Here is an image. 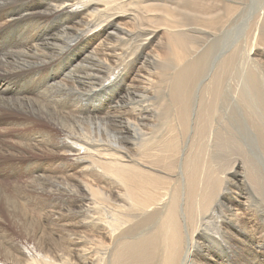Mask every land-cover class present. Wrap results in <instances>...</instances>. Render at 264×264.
Instances as JSON below:
<instances>
[{
  "label": "bare ground",
  "instance_id": "6f19581e",
  "mask_svg": "<svg viewBox=\"0 0 264 264\" xmlns=\"http://www.w3.org/2000/svg\"><path fill=\"white\" fill-rule=\"evenodd\" d=\"M184 2H197L200 5L195 9V4L189 14L201 15V19L209 23L208 28L185 25L181 32L184 24L175 13L182 12ZM42 3H50L47 7L49 15H60L57 17L58 23L45 21L47 14L38 10L40 0H0V221L8 220L12 227L25 228L30 233L27 236L31 242L40 237L42 239L37 244L33 242L32 248L27 250L21 249L14 237L7 239L3 236L4 244L0 243V252L5 255L0 256V264H195L202 255L195 256L193 253L203 247L202 244L197 246L196 240H202V236L214 230H223V225L235 228L243 226L250 231H245L247 235H241V238L248 237L251 243L244 242V249L240 253L248 257L242 264H261L263 251L258 246L264 240V230L260 232V239L255 238L254 232L259 229V224L255 222L257 213H261L264 218L263 206L259 204L253 209L250 203L253 201L252 195L248 193H245L244 201L239 200L236 205L238 208L233 207L232 201L230 205L226 203L225 199H229L226 191H237L242 185L230 178L241 167L240 161H234L228 169L220 171L227 156L225 141L213 140L206 132L211 124L212 102L222 96L223 84L234 64L240 62L241 66L249 69L247 93L264 98V90H261L264 64L254 59L255 49L263 42L262 32L252 28L249 41L239 51L221 55L216 60L209 73L213 79L197 89L192 110L190 86L196 81L194 78L212 50L211 43L217 31L223 30L225 26L226 19H221L218 26L216 23L219 14L221 16L226 9L233 8L229 2L223 0L221 6H213L210 1L204 0L201 3L199 0H42ZM261 10L259 16L264 18V8ZM123 14L132 25L119 26L117 23L113 34L109 35L111 37L97 44L93 52L87 55L86 61L97 68L98 82H94L93 87H97L98 93H105V90L116 86L114 83L120 77L116 75L118 70L127 72L134 69L130 72L132 76L126 87L129 98L125 97L124 102L128 104L132 97L135 107L125 111L117 132L119 135L115 138L112 136V139L107 138L109 132L113 131L110 127L113 118L109 119L111 116H108L111 112L107 111L102 117L96 116L106 125L102 132V136L106 132V138L102 139L101 136L95 139L90 125L77 115V107L67 112L59 97L57 99L45 88L35 94V88L41 83L39 73L49 70L46 67L50 61L75 45L100 20L111 17L120 19ZM139 17L140 20L144 18L155 22V30L151 31L148 24L134 26ZM64 18L75 19L72 29L62 28L65 26ZM21 21L26 22L21 36L11 33V30L8 32ZM47 25H57L58 33L50 41L42 38L39 42L37 37H44ZM158 28L169 34L181 35L193 29L196 38L208 45L194 58L189 54L195 47L194 42L182 36L167 37L162 41L163 37L156 42L155 38L160 32ZM97 49L101 52L98 55ZM83 69L84 66L79 67L73 77L68 74L66 80L57 81L56 91L75 96L83 94L85 84L79 76L84 73ZM156 83L162 88L157 99L150 91L153 86L155 89ZM91 93L95 95V90L91 89ZM124 102L118 99L115 105L120 107L119 104ZM132 109H136L135 115L130 114ZM158 110L166 116H156ZM170 111L171 116H167ZM259 113L260 116H256L255 120L256 134L263 143L264 107L258 109L257 115ZM192 114L194 117L191 121ZM21 115L22 119L19 118ZM33 116L42 118L55 128H67L68 131L62 137L58 134L56 137L46 134L44 137L37 132L40 138L36 150L47 147L49 153L58 155L59 162L45 168L31 163L23 174L26 179L23 184L18 182V174L34 150L31 141ZM89 120L91 123L92 120ZM63 128L61 131H65ZM75 128L86 131L88 135H77ZM260 145L264 148V144ZM66 155H70L68 157L77 169L94 163L98 176L91 183L78 184L74 188L63 178H57L49 184L52 189L50 193L60 192L79 203V220L75 213L68 216L67 207L61 209L67 213L51 212L55 219L74 220L72 226L79 229L73 232V239L81 242L78 246L81 253L67 254L65 258L49 243L67 241L68 245L74 247L75 240L69 238L67 228L60 238L48 237L44 231L37 235L35 221L25 207L26 203H32V189L34 192H46L43 185L39 184V179L46 180L58 165L68 167L64 161ZM104 156L106 159L101 158ZM31 160H27L28 164ZM174 164L180 170L175 179L179 185L167 187L163 194L158 193L159 182H174L168 170ZM245 174L250 176L248 172ZM261 174L262 170L255 171L254 178L250 180L244 178L241 172L238 179H242L243 183L248 181L255 187L257 185L263 192ZM19 198L26 202H20Z\"/></svg>",
  "mask_w": 264,
  "mask_h": 264
},
{
  "label": "rangeland",
  "instance_id": "374dc122",
  "mask_svg": "<svg viewBox=\"0 0 264 264\" xmlns=\"http://www.w3.org/2000/svg\"><path fill=\"white\" fill-rule=\"evenodd\" d=\"M40 1H41L42 6L40 5L38 10H39V12H43V13L47 14L45 21H47V23H48L51 20V21H54L55 23H58L59 19L57 17H60V15L56 16V17H52L53 15H49L50 13H48L47 7H49L50 3L44 5L42 3V0H40ZM93 1H98V0H93ZM184 1H186V0H184ZM204 1L205 2L210 1L211 5H213V6H221L223 0H207V1L204 0ZM226 1L229 2L233 8L229 7L228 9H226L225 13H223L221 16L219 14L218 20L216 23L217 26L220 23L221 19H222V21H225V19H226V21H225L226 23L224 22L225 26H224L223 30H221L219 28L220 31H217L216 36L218 38H216V36H215L214 41L211 43L212 50L210 51L208 58L206 60H204L199 74H197V76L194 78L196 81L190 86V91L192 92V98L190 101V103L192 104V110L194 107V103L197 99V89H199L200 87H203L204 85H206L207 83H209L213 79V78L209 77V73H210L214 63L216 62V60L221 55H229L230 52L239 51L240 48L243 47V44H245L246 42L249 41V36H250V32H251L250 30L252 28L256 29L257 31L262 32L263 42L261 45H259L255 49L254 59L256 62L264 64V18H260V16H259V13L262 12L261 9L264 8V0H225V2ZM188 3L184 2V5H183L184 9L183 10L181 9L182 12L180 11V12L175 13V15L178 17L177 19L178 20L182 19L179 21H181V23L184 24L181 32L183 33V30L185 29V25H187L188 27H193V28H196V27L208 28L209 23L203 21L200 17L201 15L193 16V15L189 14V13H192L191 9H194L192 7H194L195 4H196L195 9L199 8L200 5H198L197 2H195V3L194 2H188ZM199 3H201V0H199ZM222 10H223V8L221 9V11ZM31 12L32 13L34 12V8H32ZM57 15H58V13H57ZM126 17H124V14H123L122 16L119 17L120 19H117L116 17L102 19V20H100L99 23H96L94 26H92L89 29V31H87L81 37V39L83 38V40L80 39L77 43H75V45H72L68 50L63 52L57 59L52 60V61L49 60L50 62H49V64H47V67H46L49 70L45 69L39 73V76H40L39 81L41 83H39L35 88V94L41 92L43 90V88H45L48 91H50L53 95H55L57 97V99L59 97V101L61 100V104L67 110V112H69L70 109L77 107V111H78L77 115L81 117L80 119H82L83 121L87 122L90 125L91 132L93 133L95 139L96 138L98 139L99 137L102 136V132H104L103 127H106V125H104L101 122V120L97 119L96 116L102 117L105 115V113L107 111L111 112V113H108V116H111L109 119L113 118V121L110 123V127L113 129V131L109 132L107 138L112 139L113 137L115 138L116 136L119 135L117 132H119V130L121 128V121H122L123 116H125L124 115L125 111L126 112L130 111L131 109H128V108H134L135 107V105H134L135 101L132 97H130L131 102L128 103L129 105L127 104V102H124L126 99L129 98L127 95L126 87H127L129 78H131V76H132L131 75L132 73H130V72H133L134 69L129 70L127 72H122V71L118 70L116 75H120L119 78L122 79L123 81H120V79L118 78V82H115L114 85L120 86V87L117 88L115 86V87L111 88L110 90H105V93H101V92L98 93L97 87H95V88L93 87L95 85V83L98 82V78H96L97 68L93 65L91 66L86 61V59H88L87 55L89 53L93 52V50L97 46V44H99L103 40L109 39L111 37V36L109 37V35L113 34V31H114L117 23L119 26L132 25L131 21L128 20V18H126ZM193 18H196V19H193ZM65 20H66L65 21L66 23L64 22V25L66 27L63 26L62 28H68L69 27L70 29H72L71 28L72 24L76 23L75 19L71 18L69 20H67V19H65ZM146 20H148V19H146ZM146 20L144 18L140 20V17H139L137 22L134 23L133 25L134 26H138V25L141 26V25L148 24V25H150L149 28H151V31L155 30V26H157V24L155 22H151L149 20L146 21ZM19 24L20 25L22 24V25L20 26ZM192 24H193V26H192ZM25 25H26V22L21 21L20 23L12 26L13 28L11 27L8 32H10V30H11V33H14L17 36H21L24 33V26ZM14 29L16 30V32ZM59 29H60V27H59ZM158 29L160 32L157 34V36L155 38L156 42L161 41L163 39V37H164V39L162 41H164L167 37L175 38L177 36L180 38L183 37L186 40L194 42L195 47L193 49H191V51L189 52V54L194 58L198 57L201 54V52L208 45V43L200 41L196 38V35L193 32V29H191V31L189 33L182 34V35L179 33L169 34L160 28H158ZM57 30H58L57 25H56V27L51 26V25H47V27L45 26V28H44V32H45L44 37H43V35H40L39 37H37V40L39 39V42H40V40L42 38H45V41H50L52 36H53V38H55L54 36H56V34L58 33ZM107 36H108V38H107ZM46 39H48V40H46ZM223 39H224V41H223ZM152 47H154V46H152ZM98 50L99 49H97V51H96L97 55L101 53ZM49 54H50V50L48 49L47 55L49 56ZM62 57H63V59H62ZM69 58L72 60H70ZM47 60H48V57H47ZM55 63L56 64L58 63L57 66ZM79 63H80V65L75 68V66L78 65ZM83 66H84V69H83L84 73L79 75L81 78V81L85 84L84 85L85 90H84L83 94H81L80 96H75L71 93L61 94V93L56 91L55 85L59 81H61L62 79L66 80V77L68 74H71V77H73V75L76 73L77 69L79 67H83ZM56 68H57V70H56ZM61 68H63V69H61ZM53 71H54V73H53ZM115 71L116 70L114 69V72ZM59 73H61V75ZM48 75H50L51 77L49 76V78H48ZM92 75H93V77H92ZM41 76H43L44 79ZM89 76H91V77H89ZM113 76H111L112 77L111 79H113ZM114 80H112V81H114ZM249 81H250L249 69H246L244 66H241L240 62L234 64L229 69L226 80L223 84L222 96L219 97V100L212 102V113L210 115V116H212V119H211L210 127L207 129L206 133H207V136L213 140L221 139V140L225 141V144H226L225 151L227 152V156L224 158V161L222 162V164L220 166V171H225L226 169H228L234 161H240L241 167L236 169L230 178L232 179L233 182H237L239 185H241V183H242V185L240 188L237 189V191H231V189H230L229 191H226L227 193L226 192L223 193V194L226 193L227 196L229 197V199H225L226 203L228 205H230V202L232 201V203L234 204L233 207L238 208L236 205H238V203L240 202L239 200L242 201L244 199L243 197H245V193H248L250 196L252 195L251 199L253 201L250 202L252 204V208L256 209L260 204L261 206H263L262 208L264 210V191L262 192L260 189H258L256 184H255L256 185V187H255L254 184H252L248 181H244V183H243L242 179H241L242 181L238 179L239 174L241 172L243 173L244 178H248L251 180L252 178H254L255 171L262 170L261 180L264 184V172H263V166H264V152L263 151H264V148H262V146L260 145V144L263 145L264 142L262 143L258 140L257 134H256V126H255L256 116H260V113H259V115H257L258 109L260 107H264V98L262 97V95L257 97V96H253L252 94L250 95L247 93V85H248ZM261 81H262V83L264 82L263 77H261ZM137 84L138 83H136V85ZM91 89L95 90V95L94 94L92 95ZM161 89L162 88L159 87V83H156L155 89H154V86L150 89V91L152 90L151 92H153L155 95L154 98L157 99L159 97V93H160ZM261 90H264V83L261 86ZM86 92H88V93L90 92L91 95L87 94ZM156 93H158V94H156ZM63 96L67 97V99H65ZM92 96H93V98H92ZM125 97H126V99H125ZM118 99L119 100L122 99L125 104L120 103L119 104L120 107L119 106L116 107L115 104H116V101ZM79 101H81V102H79ZM114 101H115V103H114ZM62 102H64V103H62ZM131 105H132V107H131ZM154 106H156V105H154ZM135 113H136V109H132L130 114L135 115ZM171 114L172 113L170 111L167 116H171ZM70 115H72L71 112H70ZM156 116H166V114L163 111L159 112V110H158ZM193 117L194 116L192 114L191 121H192ZM19 118L22 119L23 118L22 115L19 116ZM32 118H33V121H32L31 129L33 131L31 132V134H32L31 141H32L34 150L32 151V154L30 155L31 157H29V158H32L31 162L28 164L27 160L29 158L27 160H25L24 161L25 164L23 163V167L21 168V170L18 174V182L21 181L23 184L26 181L23 174H24L25 170L31 165V163H34L35 165H40L42 168H45V167H48V165H50V164L51 165L53 163L57 164L59 162V160H57L58 155H56L54 152L49 153L48 152L49 149H47V147L37 148V150H36L37 145L39 146L38 140L40 138V135H38L37 132H40L44 137L46 136V134H51L55 137L58 134L59 136L62 137L64 135H66V132L68 131L67 128H63L61 126L58 128H55L50 123L43 120L42 118H39L38 116H33ZM89 119L92 120L91 123H89V121H90ZM70 120H73V119L70 118ZM96 125H97V127H96ZM84 126H86V125H84ZM61 128H63L65 131H61ZM75 131H76L77 135H81V136L88 135V133L86 131L80 130L79 128H75ZM35 136H38V137H35ZM105 138H106V132L102 136V139H105ZM263 147H264V145H263ZM68 156H70V155L64 156L65 165H67L68 167H63L62 165L61 166L58 165V167L56 166L57 169L55 167L53 168V172L46 179L47 181L46 180L42 181L39 179V184L41 186L43 185L42 187H44L46 189V192L45 193L34 192V190L32 189V192H33L32 203H26V207L24 206L26 208V210L28 211V213L31 214L32 220L35 221L34 222V230L37 232V235L44 231V232H46V234H48L47 235L48 237L60 238V237H62V233H64V231L67 228L68 233L70 232L69 238L72 237L71 239L75 240V239H73L74 238L73 232H76V230H79L77 228V226H76V228H74L72 226L75 223L74 220L63 221L61 219L53 218V216L51 214L52 211L67 213L66 211H61V209L65 208V207L68 208V216H72L75 213L78 220L81 218V216L79 215V203L77 201H75L71 196L61 195L60 192H54V194L50 193L49 190H52V189L49 188L50 187L49 184H51V182L56 180L57 178H63L68 185H70L71 187L74 188L78 184L91 183L93 178L98 176V170L94 166V163L85 164L84 167H80L79 169H77L72 164V162H71L72 160L69 159ZM101 158L106 159V156L101 157ZM168 170L171 172V174H172L171 179L174 180V182H169V181L159 182L157 185L158 193L163 194L167 190V187H176L177 185H179V181H175L177 173L180 172V170L177 168V165L174 164L172 166H169ZM247 172L250 174V176H248V174H245ZM8 182H9V176H8ZM46 183H47V185H46ZM241 191H243V192H241ZM233 192H235V193L233 194ZM75 198L77 199L78 197H75ZM19 201L24 202V203L26 202V200H24L22 198H19ZM93 211H95V209ZM257 214L258 215H256V217H255V218H257L256 219L257 221H255V219L253 221L257 222V225L259 224L258 225L259 229L255 230L254 235H255L256 239H260L258 237L260 235V232L264 230V229H260L262 227L264 228V218L261 215V213H257ZM253 215H255V214H253ZM243 218H245V217H243ZM222 224H224V223H222ZM35 227H36V229H35ZM222 227H223V230H220V229L218 231L214 230L213 233L207 232L209 236L205 235V236H202V240H201V238L199 240H196L197 246L198 245L200 246V244H202L203 247L200 251L196 250L193 253V254H195V256H201L202 255L196 261L195 264H215L216 262H217L216 264H242L244 259L248 257V256H244L240 252H241V250L244 249V242H245V244H249L250 240L248 239V237H242L243 238L242 239L241 235H245V234L247 235V233H250V231L247 228H242L243 226H240V227L237 226L235 228L234 226H231V225H229L228 227L223 225ZM239 232H241V233H239ZM29 234L30 233L23 227H12L8 220L7 221H2V220L0 221V236H1L0 237V243L1 244H4L3 236H5L7 239H9V237L12 236L16 240H18V245L21 249L27 248V250H30L34 244L42 242V239H41V237L38 238V240L35 239L33 241L34 242V244H33V242H31L27 236ZM25 235H26V238H25ZM207 239H208V241H207ZM74 242L76 243V245L74 247L72 245H68L67 241L66 242L63 241V243L55 241L54 243H49V244H51L50 246L52 248H56L57 252L60 254L61 257H62V255H64V257L66 258L67 254L69 256V255H72V253L74 255L81 253L80 247H78L81 242H78L77 240H75ZM263 242H264V240H263ZM263 242L261 241L260 245L258 246L259 249L261 251H263L262 255H261V257H263V259H261V261H262L261 264H264V245H262ZM65 247H67V248H65ZM75 247H77V248H75ZM231 247H232V249H231ZM27 250H25V251H27ZM4 255H5L4 252H0V256H4ZM40 264H42V263H40ZM155 264H159V262H156Z\"/></svg>",
  "mask_w": 264,
  "mask_h": 264
}]
</instances>
